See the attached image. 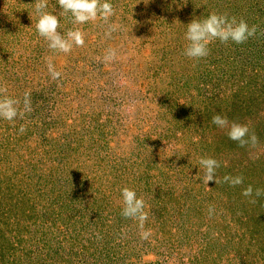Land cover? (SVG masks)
Returning <instances> with one entry per match:
<instances>
[{"label": "rangeland", "instance_id": "obj_1", "mask_svg": "<svg viewBox=\"0 0 264 264\" xmlns=\"http://www.w3.org/2000/svg\"><path fill=\"white\" fill-rule=\"evenodd\" d=\"M110 2L107 21L75 24L48 0L62 35L84 33L65 54L38 34L35 0H0V86L20 110L30 91L32 109L0 118V264H264V0ZM211 12L256 37L186 57V25ZM217 114L258 142L240 146ZM202 157L220 164L212 182ZM124 187L145 201L143 227L121 215Z\"/></svg>", "mask_w": 264, "mask_h": 264}, {"label": "clouds", "instance_id": "obj_2", "mask_svg": "<svg viewBox=\"0 0 264 264\" xmlns=\"http://www.w3.org/2000/svg\"><path fill=\"white\" fill-rule=\"evenodd\" d=\"M60 8L63 10L61 15L71 13L75 24H84L89 21H95L101 18L107 21L114 16L115 9L110 0H58ZM35 12L38 15V21L35 25L38 34L48 42V48L53 51L70 53L73 45L83 46L85 43L84 33L79 30H69L66 35H62L58 28L60 21L57 15L46 11L48 0H35ZM115 26H110L107 33L109 36L115 31ZM258 32L257 25H249L244 19L237 20L236 17H229L226 13L220 14L211 12L206 18H194L186 25L185 40L188 41L184 49V55L193 60L206 58L210 54V43L219 40L222 44L232 42L234 44H244L250 38L256 37ZM264 34V33H262ZM117 58L115 49H108L104 60L112 61ZM47 67L53 79L61 76L56 71L51 58H48ZM6 87L0 86V118L7 121H14L17 117L21 119L26 112H30L31 100L30 91H25L23 100V110H20L18 99L6 95ZM212 123L221 128H229V138L238 141L240 146L251 143L253 146L258 142V137L252 133L249 136V128L246 125L228 121L226 116L220 114L212 117ZM19 131L23 133L25 128L20 127ZM204 169V181L206 183L215 180L216 169L220 167L219 162L211 157H202L199 161ZM224 180L230 182L231 186H238L244 182L243 176L230 177L225 176ZM254 189L251 185L244 189L242 195L245 197L253 196ZM123 198V207L121 215L124 218L136 219L143 227L148 219V213L145 211V201L143 197H138L135 190L124 187L121 190ZM255 196H264V189L256 188ZM255 203V200H252ZM210 213L212 209H209ZM150 231L142 232V238L147 239Z\"/></svg>", "mask_w": 264, "mask_h": 264}]
</instances>
